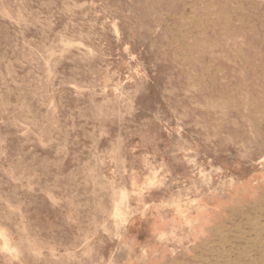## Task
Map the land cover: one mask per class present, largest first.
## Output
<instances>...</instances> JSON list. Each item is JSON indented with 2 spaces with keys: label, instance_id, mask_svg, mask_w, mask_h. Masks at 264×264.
Returning <instances> with one entry per match:
<instances>
[{
  "label": "rangeland",
  "instance_id": "1",
  "mask_svg": "<svg viewBox=\"0 0 264 264\" xmlns=\"http://www.w3.org/2000/svg\"><path fill=\"white\" fill-rule=\"evenodd\" d=\"M0 264H264V0H0Z\"/></svg>",
  "mask_w": 264,
  "mask_h": 264
}]
</instances>
